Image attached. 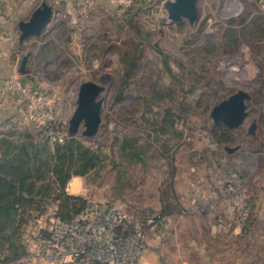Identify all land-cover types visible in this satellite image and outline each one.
Returning a JSON list of instances; mask_svg holds the SVG:
<instances>
[{
    "label": "rangeland",
    "instance_id": "rangeland-1",
    "mask_svg": "<svg viewBox=\"0 0 264 264\" xmlns=\"http://www.w3.org/2000/svg\"><path fill=\"white\" fill-rule=\"evenodd\" d=\"M143 1L123 20L110 16L104 22L83 10L91 19L80 31H46L43 40L56 51L40 62L42 42L36 38L19 42L18 35L15 63L30 56L26 74L14 78L47 90L58 105L61 122L71 118L82 82L105 87L97 135L75 136L100 150L105 165L83 177L78 191L73 185L70 191L95 203L113 204L131 221L139 217L140 223L159 213L155 207L161 191L173 186L180 193L192 189L190 182L202 180L220 187L230 173L244 174L248 207L230 214L220 237L207 243L202 224L212 218L189 213L191 200L174 217L173 247L190 257L191 264H264V32L257 39L242 36L229 45L223 40L231 19L246 13L264 16L260 9L264 0H198L200 16L194 24L171 23L164 8L167 0ZM239 90L252 95L250 115L239 128L221 129L217 125L223 124L214 123L211 111ZM3 98L25 115L12 116L9 109L8 114L0 112V132L43 128L31 119L36 114L33 107L11 95ZM167 114L176 121L174 132L159 131ZM123 135L140 137L144 147L151 146L143 165L121 164L116 139ZM51 206L33 213L24 227L27 251L49 225ZM173 247L169 245L170 250Z\"/></svg>",
    "mask_w": 264,
    "mask_h": 264
},
{
    "label": "trees",
    "instance_id": "trees-1",
    "mask_svg": "<svg viewBox=\"0 0 264 264\" xmlns=\"http://www.w3.org/2000/svg\"><path fill=\"white\" fill-rule=\"evenodd\" d=\"M227 24L223 40L228 45L242 36L257 39L264 32V16L254 13L231 19ZM43 36L39 37L42 45L37 62L56 51L55 47L47 46ZM175 122L167 114L159 124V131L174 132ZM217 126L229 130L225 125ZM116 141L121 164L146 162L144 157L151 146L144 147L140 137L123 135ZM104 165L100 150L92 149L69 132L63 143L53 145L42 129L26 126L22 130L0 132V264L15 263L28 255L22 236L33 213L57 205L58 215L64 221H72L80 214L87 206V199L69 194L67 186L73 177H88ZM171 190L161 191L160 196L163 205L160 213L167 217L182 212V209L172 210L167 200Z\"/></svg>",
    "mask_w": 264,
    "mask_h": 264
},
{
    "label": "built area",
    "instance_id": "built-area-1",
    "mask_svg": "<svg viewBox=\"0 0 264 264\" xmlns=\"http://www.w3.org/2000/svg\"><path fill=\"white\" fill-rule=\"evenodd\" d=\"M137 3L139 0H124L115 16L123 20ZM78 6L84 11L96 12L101 0H79ZM260 9L264 11V1H260ZM5 95L14 96L35 109L36 114L31 119L43 125V133L51 143L65 141L69 121L58 119V105L47 90L21 78H11L0 87V96ZM246 186L244 174L232 172L218 193L193 200L188 212L209 214L223 228L230 214L247 209ZM47 218L49 225L44 234H39L29 247L30 264H139L144 258L147 233L157 231L168 222V217L159 212L134 223L119 207L90 200L72 221H64L58 215L57 205L49 207Z\"/></svg>",
    "mask_w": 264,
    "mask_h": 264
},
{
    "label": "crops",
    "instance_id": "crops-1",
    "mask_svg": "<svg viewBox=\"0 0 264 264\" xmlns=\"http://www.w3.org/2000/svg\"><path fill=\"white\" fill-rule=\"evenodd\" d=\"M43 1L53 5L55 8L54 18L46 27L43 34H45L46 31L50 32L54 29H63L66 32L68 30L80 31L82 24L86 23V21L90 22L91 18L84 16L82 13L83 10L78 6L79 0H0V87L10 78L25 75L19 71L20 64H16L13 59V54H15L14 45L16 44L18 35L20 38L18 23L20 21H28L34 10ZM123 1L124 0H101L100 9L91 14L97 15V17L103 18L104 22H107L110 16L115 17L116 10ZM139 3H144V1L139 0ZM33 38L39 39V37ZM3 99H0V112L5 111L4 113L8 114L7 111L9 109V111L12 112V116L15 115L18 117L22 116V114L25 115V111H22L17 105L9 104L7 103V99ZM81 179V177H73L70 180L67 186V190L70 192L69 194L76 195V191L71 192L70 187L73 185L78 191L82 186ZM201 182L197 184L190 182L192 189L183 191L182 193L178 191L177 187L175 188L173 186L167 199L173 208L172 210L177 211L176 209H182L183 211V208L186 207L191 200L211 197L220 190L221 186H213L210 184V180H208L207 184L203 180ZM162 206V202L159 199L155 210L161 212ZM145 210L148 209H141L140 212H144ZM180 214H171L168 217L169 221L166 225L162 226L157 231L151 230L147 233L144 258L139 264H191L190 257H185L186 255L177 250L176 247H173L177 245V242H175L177 238L173 239V236H171L175 224L174 217ZM138 219L139 217L134 219V221L137 223ZM202 225L207 243H210L212 238L220 237L219 235L224 232V228L215 224L210 218L204 219ZM169 245L173 247V250H170ZM26 260L27 256L15 263L9 264H21Z\"/></svg>",
    "mask_w": 264,
    "mask_h": 264
},
{
    "label": "water",
    "instance_id": "water-1",
    "mask_svg": "<svg viewBox=\"0 0 264 264\" xmlns=\"http://www.w3.org/2000/svg\"><path fill=\"white\" fill-rule=\"evenodd\" d=\"M164 8L171 23L181 24L188 21L194 24L200 16L198 0H167ZM55 8L43 1L32 13L28 21H20V42L33 37H40L54 18ZM30 53L25 55L19 66V71L26 74V66ZM105 87L94 81L82 82L78 89L75 109L69 119L68 132L71 136L80 135L84 139L94 138L102 123V109L105 98L101 96ZM252 95L244 90L232 94L213 107L211 118L215 124H223L230 129L243 126L250 115L249 102ZM256 123L250 127V133L255 134Z\"/></svg>",
    "mask_w": 264,
    "mask_h": 264
},
{
    "label": "flooded vegetation",
    "instance_id": "flooded-vegetation-1",
    "mask_svg": "<svg viewBox=\"0 0 264 264\" xmlns=\"http://www.w3.org/2000/svg\"><path fill=\"white\" fill-rule=\"evenodd\" d=\"M229 150V149H228ZM230 151V150H229Z\"/></svg>",
    "mask_w": 264,
    "mask_h": 264
}]
</instances>
